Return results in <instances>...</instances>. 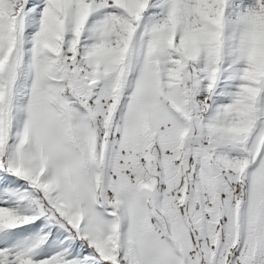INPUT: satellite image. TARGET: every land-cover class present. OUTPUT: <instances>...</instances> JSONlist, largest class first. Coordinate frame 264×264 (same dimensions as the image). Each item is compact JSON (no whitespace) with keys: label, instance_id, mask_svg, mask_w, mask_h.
<instances>
[{"label":"snow or ice","instance_id":"obj_1","mask_svg":"<svg viewBox=\"0 0 264 264\" xmlns=\"http://www.w3.org/2000/svg\"><path fill=\"white\" fill-rule=\"evenodd\" d=\"M0 264H264V0H0Z\"/></svg>","mask_w":264,"mask_h":264}]
</instances>
